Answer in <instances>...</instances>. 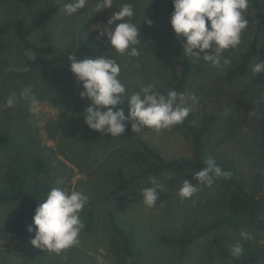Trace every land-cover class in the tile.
<instances>
[{"label":"rangeland","instance_id":"rangeland-1","mask_svg":"<svg viewBox=\"0 0 264 264\" xmlns=\"http://www.w3.org/2000/svg\"><path fill=\"white\" fill-rule=\"evenodd\" d=\"M96 2L88 0L85 8L67 16L63 4L56 0H0V22H14L19 18L28 22L34 14L50 11L53 14L52 22L45 29L32 33L31 40L41 43V38L47 35L59 50L87 46L93 51L92 58L104 55L120 65L119 80L128 95L139 91L140 84L153 83L156 91L167 80V69L150 49L140 42L136 46L140 56L121 55L109 47L106 38L97 36L101 29L110 27L107 20L122 4L131 3L135 15L130 22L137 25L140 37L156 33L179 64L183 58L188 59L190 76L184 93L196 98L192 108L200 110L203 105L201 97L194 90L201 85L212 100L216 96H234L247 109L240 135L230 143L213 142L214 153L228 159L234 158L246 169L250 168L252 162L264 163V101L257 102L264 96V85L251 72L259 61H252L246 73L241 74L236 70L239 56L246 50L255 29L251 30L237 50L223 52L230 64L214 68L202 57L195 60L183 54L184 40L174 34L169 23L171 15L166 24L168 31L163 33L154 28L160 14L161 0H113L112 8L97 13ZM260 3L264 9V0H260ZM259 43H264V26L259 33ZM2 44L0 131L6 129L10 140L0 149V160L21 155L30 167V189L37 181H44L51 185V189L58 187L66 192L77 190L85 194L88 203L81 212V219L84 223L90 205L94 204L95 225L91 232L82 229L78 244L56 254L33 247L30 244L33 234L28 239L20 235L22 223L28 226L32 224V221L24 218L26 202L0 206V264H231L217 256L215 247H210V242L219 235L195 241L182 260L178 258L174 246L162 244L159 240L162 233L178 230L193 218L213 215L219 205H212V202L220 196L214 185H200L183 171H160L150 176L160 184L155 207H146L143 199L128 202L119 196L106 198L114 182L112 165H122L120 155L124 151L141 148L138 138L124 134L111 137L107 134L98 143L92 144L84 128L83 112L88 101L80 98L79 93L83 89L74 74L62 69L26 72L22 66V45L11 36L3 37ZM29 86L40 101V107L35 112L30 110L29 99L19 98L21 91ZM13 92L18 100L14 108L8 109L5 101ZM119 105L127 115V101ZM139 137L164 157L191 155L190 137L184 130L170 127L156 132L144 128ZM38 161L46 162L41 171L35 167ZM122 166L125 167L124 164ZM1 175L0 169V185ZM183 180L197 184L200 190L192 199L182 202L177 191ZM45 196H40L38 204ZM109 211L131 238L132 254L123 259L121 245L109 224ZM220 233L218 239L221 243L235 239L257 245L264 251V230L242 227L233 231L223 228ZM241 233H249L254 238L243 241Z\"/></svg>","mask_w":264,"mask_h":264},{"label":"trees","instance_id":"trees-1","mask_svg":"<svg viewBox=\"0 0 264 264\" xmlns=\"http://www.w3.org/2000/svg\"><path fill=\"white\" fill-rule=\"evenodd\" d=\"M61 4L71 3L73 0H56ZM173 11L172 0H161L159 17L154 28L168 31L166 28L168 16ZM105 16V15H104ZM247 27L241 34V42L235 48L226 51L237 50L246 39L252 29H255L252 39L246 50L239 56L236 70L246 73L249 65L255 59L264 61V43H259V33L264 26V9L260 0H249L248 8L244 11ZM53 20L50 11L34 14L28 22L22 18L10 22H0V50L3 48L2 38L11 36L16 39L23 48L24 64L23 70L48 71L62 69L70 71L68 56L76 55L79 59L92 58L93 51L87 46H78L59 50L58 45L51 37L44 35L41 43L30 39L34 32L45 29ZM161 32V33H162ZM143 46L150 49L152 53L161 60L167 69V80L156 90L166 94L169 89L178 92L185 91L189 80V61L183 58L179 64L176 58L166 49L163 39L156 33L144 34L140 37ZM26 52L35 54V60H29ZM26 69V70H25ZM120 77V75H119ZM118 77V79H119ZM255 79L264 85V73L254 75ZM197 95L201 97L203 105L201 109L192 108L185 121L173 126L177 130H184L190 137L191 155L167 158L162 156L155 148L139 137L140 133H133L130 123L123 133L126 136L138 138L141 148L138 150H126L120 155V163L113 164L111 174L114 178L113 186L110 188L106 198L119 196L128 202L142 200V190L151 187L149 177L160 171L178 170L185 172L189 178L194 179V174L205 166V161L212 159L222 169L231 172L229 180H220L214 183L218 199L212 205H219V209L209 217L193 218L185 222L178 230L162 233L159 240L162 244L171 245L178 251V258L182 260L187 251L195 241L211 235H221L223 228L238 231L242 227L264 230V163L262 161L249 164L250 168H244L234 158L221 157L214 153V143H230L240 135L241 128L245 125L247 109L234 96L224 95L212 97L205 88L197 85L194 88ZM117 107L120 108V105ZM85 130L90 135L92 144L98 143L107 133H98L85 125ZM9 133L6 129L0 131V149L9 142ZM46 162L38 161L35 164L37 170L41 171ZM2 170L0 185V206L14 203L26 202V210L23 213L26 221H32L34 210L38 206V200L42 194L51 190V185L44 181H37L30 189L28 187V176L30 167L21 155H11L7 160H0ZM249 171V172H248ZM249 173V174H248ZM94 204L86 214L84 230L91 232L95 225ZM112 212L109 211V224L121 245L122 259L132 254L131 238L122 227L115 221ZM28 224L20 225V235L29 238L26 231ZM216 237L210 242L211 248H216L217 256L231 264H262L264 262V251L261 247L246 242H241L244 248L239 256L232 254V246L240 240L229 243H221Z\"/></svg>","mask_w":264,"mask_h":264},{"label":"clouds","instance_id":"clouds-1","mask_svg":"<svg viewBox=\"0 0 264 264\" xmlns=\"http://www.w3.org/2000/svg\"><path fill=\"white\" fill-rule=\"evenodd\" d=\"M88 0H73L63 5L64 14L71 16L78 9L85 8ZM249 0H172L173 11L170 26L174 34L182 37V52L185 56L208 62L211 67L221 68L230 64V60L222 54L225 50L235 48L241 42V34L247 27L244 11ZM113 0H97L95 12L110 9ZM135 15L131 3H124L114 12L107 24L110 27L101 29L98 38H106L111 49L118 54L130 57L140 56L136 47L140 43V34L136 24L131 23ZM151 24V21H148ZM114 27H111L113 26ZM27 58L35 60V54L26 52ZM69 55L70 71L81 83V99L88 101L83 117L89 129L98 133H107L111 137L121 136L130 123L133 133H141L144 128L160 132L162 129L182 124L192 111L196 102L194 96L169 89L166 94L155 91L153 83L140 84L139 91L127 94L125 86L118 79L120 65L113 58L104 55L96 58ZM26 70V69H25ZM253 75L264 73V61L256 63L252 68ZM19 98L30 100V110L35 112L40 101L32 94L31 87H26ZM18 97L11 93L5 101L8 109L14 108ZM127 101L128 113L117 107ZM264 101L261 96L257 102ZM103 109V110H102ZM231 172L222 169L212 159L205 161V166L194 174L200 185L211 187L220 180H229ZM151 187L142 190V199L146 207H155L158 199L157 189L160 184L155 177H149ZM197 184L183 180L177 193L180 200L192 199L199 191ZM34 210L32 224L26 231L33 234L30 244L38 249L60 254L79 243L78 237L84 223L81 212L88 203V197L80 191L65 190L54 187L46 193ZM254 237L249 233H241V240L247 241ZM244 248L241 242L232 246V254L239 256Z\"/></svg>","mask_w":264,"mask_h":264}]
</instances>
